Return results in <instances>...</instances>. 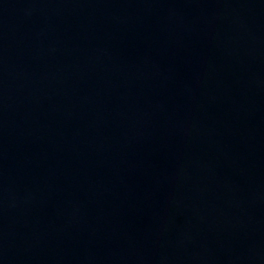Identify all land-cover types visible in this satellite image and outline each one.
<instances>
[{"label": "water", "instance_id": "water-1", "mask_svg": "<svg viewBox=\"0 0 264 264\" xmlns=\"http://www.w3.org/2000/svg\"><path fill=\"white\" fill-rule=\"evenodd\" d=\"M0 264H264V0H0Z\"/></svg>", "mask_w": 264, "mask_h": 264}]
</instances>
